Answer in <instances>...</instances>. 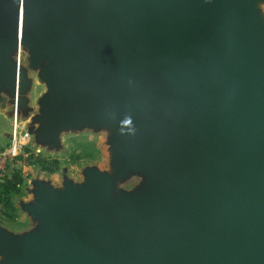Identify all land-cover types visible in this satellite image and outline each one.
Returning <instances> with one entry per match:
<instances>
[{"label":"water","instance_id":"95a60500","mask_svg":"<svg viewBox=\"0 0 264 264\" xmlns=\"http://www.w3.org/2000/svg\"><path fill=\"white\" fill-rule=\"evenodd\" d=\"M249 13L248 0H0V76L29 29L64 83L50 125L122 107L118 166L148 167L152 186L117 204L113 234L104 179L42 187L44 232L0 229L10 264H264V32Z\"/></svg>","mask_w":264,"mask_h":264},{"label":"rangeland","instance_id":"374dc122","mask_svg":"<svg viewBox=\"0 0 264 264\" xmlns=\"http://www.w3.org/2000/svg\"><path fill=\"white\" fill-rule=\"evenodd\" d=\"M173 1L162 0V3L172 7ZM248 6V24L264 32V0H248ZM29 34V29H26V38L21 43L18 80L20 107L17 116L20 126L29 132V141L9 164L8 174L17 171L21 175V183L18 193L11 196L12 209L6 212L0 208V229L22 232L40 226L42 219L34 212L32 202L35 204L39 201L42 187L57 194L60 191L67 193L69 189L81 192L89 186L90 178L96 177L110 184L103 208L107 228L113 234L117 230L113 219L117 204L126 196L137 197L152 192L148 167L120 169L118 166L114 140L122 133L119 117L125 109L116 107L108 119L99 123L79 116L51 126L48 115L52 103H59L55 92L64 83L48 74L54 59L53 51L33 53L27 42ZM10 47V62L5 68L7 75L0 76V94L9 96L5 112L0 113V150L9 140L11 105L16 101L13 67L15 62L18 64L17 51L15 45L11 44ZM263 84L264 72L256 82L257 86ZM114 237L122 243L126 242L124 235L119 237V234H114ZM4 261L6 264L8 258L1 260L0 257V264H4Z\"/></svg>","mask_w":264,"mask_h":264},{"label":"built area","instance_id":"2783aa9c","mask_svg":"<svg viewBox=\"0 0 264 264\" xmlns=\"http://www.w3.org/2000/svg\"><path fill=\"white\" fill-rule=\"evenodd\" d=\"M18 49L19 42L16 47V51H18ZM28 141L29 132L24 127L20 126L19 121L17 120L16 101H14L9 140L5 147L0 150V182L9 177L8 168L11 160L16 158L21 153L23 146Z\"/></svg>","mask_w":264,"mask_h":264},{"label":"trees","instance_id":"16d2710c","mask_svg":"<svg viewBox=\"0 0 264 264\" xmlns=\"http://www.w3.org/2000/svg\"><path fill=\"white\" fill-rule=\"evenodd\" d=\"M21 183V175L15 171L9 177L0 182V208L2 211H9L12 209L11 196L17 194L19 184Z\"/></svg>","mask_w":264,"mask_h":264},{"label":"crops","instance_id":"0c3cea01","mask_svg":"<svg viewBox=\"0 0 264 264\" xmlns=\"http://www.w3.org/2000/svg\"><path fill=\"white\" fill-rule=\"evenodd\" d=\"M10 51H11V49L8 50L5 53V57H6V59L9 62H10V59L8 57V53ZM8 98H9V96L6 93L0 94V113L5 112V109L8 106V105L6 106V101H7ZM15 100H16V115L18 116L19 107H20V106H18V96H17V99L15 98ZM12 110H13V104L11 105V119H12ZM6 136H7V134H6ZM58 193H62V192L60 191ZM32 204H34V203L32 202ZM6 232H8L9 234H11L12 236H14L16 238H22V237H24V236H26L28 234H31V233H43L44 232V226H43V222L41 221L40 226H38L35 229H33V228L29 229L28 228L26 230H23L22 232H11V231L6 230ZM0 257H1V260L2 259L6 260L8 258V262H6V264H10L11 263V258L8 256V254H5L3 252H0ZM4 264H5V261H4Z\"/></svg>","mask_w":264,"mask_h":264},{"label":"bare ground","instance_id":"6f19581e","mask_svg":"<svg viewBox=\"0 0 264 264\" xmlns=\"http://www.w3.org/2000/svg\"><path fill=\"white\" fill-rule=\"evenodd\" d=\"M18 53H17V62H18V64L15 62V66L18 68V72H19V63H20V57H21V43L19 44V49H18V51H17ZM16 79H17V82H18V80H19V76H17L16 77ZM16 87V86H15ZM15 87H14V89H15ZM17 91H18V86H17ZM15 96V95H14Z\"/></svg>","mask_w":264,"mask_h":264}]
</instances>
